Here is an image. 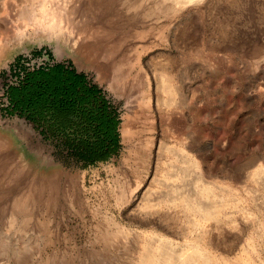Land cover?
<instances>
[{
	"label": "rangeland",
	"instance_id": "1",
	"mask_svg": "<svg viewBox=\"0 0 264 264\" xmlns=\"http://www.w3.org/2000/svg\"><path fill=\"white\" fill-rule=\"evenodd\" d=\"M58 65L114 107L109 160L9 110ZM200 240L264 264V0H0V264H179Z\"/></svg>",
	"mask_w": 264,
	"mask_h": 264
},
{
	"label": "flooded vegetation",
	"instance_id": "2",
	"mask_svg": "<svg viewBox=\"0 0 264 264\" xmlns=\"http://www.w3.org/2000/svg\"><path fill=\"white\" fill-rule=\"evenodd\" d=\"M45 70L47 69L40 68L34 73L25 76V80L23 79L25 82L21 84L25 85L29 77L38 72H47ZM52 70L53 68H50L48 71L51 72ZM87 90L90 91L85 90L76 98L64 101L70 103V106H66V103L65 105L62 103L58 104V107H63L64 105L65 110H61L57 114L51 112L49 116L46 113H42L41 116L34 118L37 122L34 121L37 123L39 131L43 134L47 132L45 130L48 128L53 133V135L48 134L50 139H54L56 143L60 144V147L64 148L69 143L70 145L68 146L72 147L73 151H76V148L78 147L79 149L81 146L82 141H88L95 158L109 157L117 147V137H109L107 127H103V123L106 118L112 121L116 130L114 135L115 133L117 134L115 110L112 104L96 90L92 91L91 88ZM63 98L60 97L59 100H63ZM11 102H13L12 99ZM12 104L13 109L9 108L11 113H18L23 116L28 114V118L30 117V113L25 108L15 102Z\"/></svg>",
	"mask_w": 264,
	"mask_h": 264
},
{
	"label": "trees",
	"instance_id": "3",
	"mask_svg": "<svg viewBox=\"0 0 264 264\" xmlns=\"http://www.w3.org/2000/svg\"><path fill=\"white\" fill-rule=\"evenodd\" d=\"M26 81L27 83L25 85L13 88L10 97L13 102L25 108L30 113L29 118L32 120L41 116L42 113H46L48 116L51 115V112L57 114L61 110H65L64 105L66 102L64 101H69V99L74 97L76 98L85 90L90 91L87 90L89 88L92 91L95 90L87 84L84 75L66 69L63 65L56 66L51 72L35 73ZM60 97H64L63 100H59ZM59 103L64 104L63 107H58ZM66 106H70V103H66ZM117 123L115 122V126H117ZM103 127H107L108 136H116L118 142V135L116 133L114 135V131L116 132V130L113 122L106 118ZM68 145L70 144L68 143ZM68 145L67 148L71 152L69 154L70 157L75 158L85 167L98 161L109 160V157L95 158L88 141H82L81 146L79 149L77 147L76 151H73V148Z\"/></svg>",
	"mask_w": 264,
	"mask_h": 264
},
{
	"label": "bare ground",
	"instance_id": "4",
	"mask_svg": "<svg viewBox=\"0 0 264 264\" xmlns=\"http://www.w3.org/2000/svg\"><path fill=\"white\" fill-rule=\"evenodd\" d=\"M163 80H164V84H166V86H167L165 91H167V93L170 96V102H173L175 91H174V89H172L171 79L169 78V76H165L163 78ZM198 225L200 228L201 224L198 223ZM206 255H207L206 249L202 245V240H200L199 242L194 244L192 247H190L185 254L180 256L179 264H201V263L208 264V262H207L208 258ZM168 259H165L164 264H170V259L169 260ZM150 260H151V258H150ZM148 262L155 263V261H153V260L148 261Z\"/></svg>",
	"mask_w": 264,
	"mask_h": 264
}]
</instances>
